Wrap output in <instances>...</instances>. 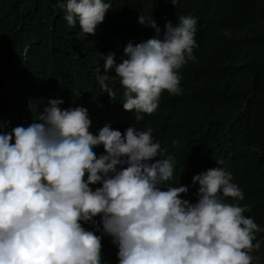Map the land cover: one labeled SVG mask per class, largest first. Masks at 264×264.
Listing matches in <instances>:
<instances>
[{
	"label": "clouds",
	"instance_id": "obj_1",
	"mask_svg": "<svg viewBox=\"0 0 264 264\" xmlns=\"http://www.w3.org/2000/svg\"><path fill=\"white\" fill-rule=\"evenodd\" d=\"M178 6L179 0H172ZM112 5L105 0H66L69 26L96 35ZM142 25L160 29L151 15ZM162 39L124 48L127 57L96 68L100 88L111 98L113 70L124 88L123 108L142 121L166 91L182 94L179 71L195 59L197 20L180 16ZM30 125L0 128V264H104L102 238L118 247L119 264H253L264 259V228L244 215L247 206L231 174L211 168L193 177L195 204L182 196L186 186H169L173 157L164 156L152 129L106 124L94 134L83 106L63 108L52 99ZM14 141V142H13ZM103 146L105 154L94 149ZM90 185H102L93 190ZM100 217L97 221L95 218ZM91 224L95 231L83 226ZM102 224V231H101ZM99 232L100 235L96 233ZM261 236V237H260Z\"/></svg>",
	"mask_w": 264,
	"mask_h": 264
},
{
	"label": "trees",
	"instance_id": "obj_2",
	"mask_svg": "<svg viewBox=\"0 0 264 264\" xmlns=\"http://www.w3.org/2000/svg\"><path fill=\"white\" fill-rule=\"evenodd\" d=\"M105 2L112 7L91 36L78 21L68 25L61 8L66 0H0V128L27 127L52 99H62L65 109L87 108L94 134L106 124L122 133L130 126L151 128L166 150L161 158L173 157L169 186H186L182 199L195 204L199 185L193 177L211 168L227 170L244 199L226 202L250 209L244 215L261 228L258 237L264 228V0ZM141 14L151 15L159 35L139 23ZM180 16L197 20L195 59L179 71L182 94L165 91L159 108L138 122L123 108L124 88L115 71L108 73L115 79L107 81L115 92L111 98L100 88L96 68L104 75L101 56L114 53L121 63L129 42L162 39L165 25L175 26ZM94 151L105 154L103 146ZM101 242L104 264H119L112 238ZM253 264L264 259L258 256Z\"/></svg>",
	"mask_w": 264,
	"mask_h": 264
}]
</instances>
